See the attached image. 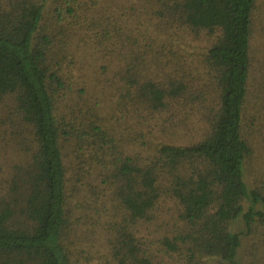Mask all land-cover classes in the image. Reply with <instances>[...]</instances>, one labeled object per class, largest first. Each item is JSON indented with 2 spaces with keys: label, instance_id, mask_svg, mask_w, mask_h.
Masks as SVG:
<instances>
[{
  "label": "trees",
  "instance_id": "1",
  "mask_svg": "<svg viewBox=\"0 0 264 264\" xmlns=\"http://www.w3.org/2000/svg\"><path fill=\"white\" fill-rule=\"evenodd\" d=\"M141 1L164 27L200 33L207 47L194 67L201 72L193 75L189 65L176 64L167 73L160 65L161 81L149 74L146 59L132 58L121 71L130 112L166 113L171 121L182 104L201 114L205 127L198 141L162 143L147 156L107 148L113 140L100 127L91 128L102 153L97 176L121 221L109 231V257L115 264H240L242 236L264 230V210L256 209L264 208V188L250 189L244 180L253 152L244 130L250 96L254 113L264 112V0ZM62 2L64 7L53 9L61 31L47 32V0H0V101L11 102L32 138L26 161L0 180V264H79L70 245L79 242L85 224L72 221L76 211L69 205L63 152L70 133L58 108L69 86L61 63L52 59L56 41L69 29L68 16L77 14V0ZM167 203L178 230L158 239L139 236L140 225L158 220ZM239 219L244 231L237 234L232 226Z\"/></svg>",
  "mask_w": 264,
  "mask_h": 264
},
{
  "label": "rangeland",
  "instance_id": "2",
  "mask_svg": "<svg viewBox=\"0 0 264 264\" xmlns=\"http://www.w3.org/2000/svg\"><path fill=\"white\" fill-rule=\"evenodd\" d=\"M64 5L62 0H47L44 22L47 32L61 31L53 9ZM72 5L77 14L67 15L69 29L56 41L57 49L52 56L54 61L61 63L63 77L69 86L59 98L58 108L70 133L63 152L69 167V205L76 211L72 221L80 218L85 226L78 234L85 231L87 235H78L79 242L75 240L70 249L79 264H115L109 257L111 245H107V237L121 221L111 192L97 176V159L102 153L99 152L100 141L91 128L100 127L107 139L113 140L107 148L118 146L125 153L133 151L142 156H147L162 143L187 145L198 141L205 127L201 123L202 116L182 104L175 107L178 114L171 112L179 115L174 119L173 114L171 121L166 113L151 116L146 112L142 117L134 116V111L130 112V99L122 90L124 74L121 71L136 58L137 61L146 59V67L150 66L147 70L155 81H161L163 69L169 73L176 64L189 65L194 75L201 72V68L194 67L201 65L199 56L205 52L207 43L200 33L164 27L141 0H77V4ZM116 23L121 27H116ZM259 95L264 99V89ZM250 98L244 115V130L252 142L253 152L245 165L244 180L248 188L262 189L264 136L260 135L264 133V112L254 113V100ZM254 114L258 118L256 121ZM183 119L187 124H179ZM250 133L254 134L251 136ZM31 142L32 138L11 102L8 99L0 101V180L13 170L15 164L26 161ZM77 165L83 170L76 169ZM75 185L80 187V194L75 192ZM94 189L97 197L92 194ZM256 209L264 210L261 206ZM178 227L172 204L167 203L158 220L140 225L139 236L158 239L166 234L173 235ZM95 229L100 233L98 240ZM232 231L243 233L241 219L235 222ZM263 234L261 229L254 236H242L237 259L240 264H264ZM150 248L155 250L156 245ZM174 260H177L176 256L171 261ZM210 263L222 264L216 260H210Z\"/></svg>",
  "mask_w": 264,
  "mask_h": 264
}]
</instances>
